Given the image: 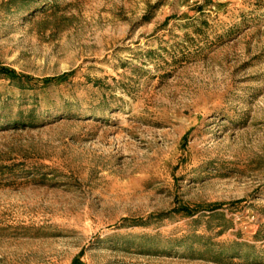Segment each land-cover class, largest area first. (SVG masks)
Returning <instances> with one entry per match:
<instances>
[{"label": "rangeland", "instance_id": "obj_1", "mask_svg": "<svg viewBox=\"0 0 264 264\" xmlns=\"http://www.w3.org/2000/svg\"><path fill=\"white\" fill-rule=\"evenodd\" d=\"M0 67V264H264V0H0Z\"/></svg>", "mask_w": 264, "mask_h": 264}, {"label": "trees", "instance_id": "obj_2", "mask_svg": "<svg viewBox=\"0 0 264 264\" xmlns=\"http://www.w3.org/2000/svg\"><path fill=\"white\" fill-rule=\"evenodd\" d=\"M0 75H2L3 77H5L6 79L9 80H16V79H21V76L17 75L14 71L4 68V67H0ZM66 77L62 76L58 79H56L57 81L59 80H64ZM51 80H45L43 81L44 83L46 82H50ZM80 257L74 258V260L72 261L71 264H83L80 259Z\"/></svg>", "mask_w": 264, "mask_h": 264}]
</instances>
